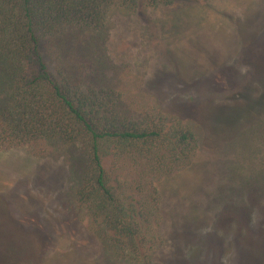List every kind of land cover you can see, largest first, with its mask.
Listing matches in <instances>:
<instances>
[{
    "label": "rangeland",
    "instance_id": "374dc122",
    "mask_svg": "<svg viewBox=\"0 0 264 264\" xmlns=\"http://www.w3.org/2000/svg\"><path fill=\"white\" fill-rule=\"evenodd\" d=\"M106 23L107 67L96 75L91 54L80 59L89 79L197 141L188 167L148 171L153 264H264V0H140ZM88 164L81 145L0 150V264H137L75 204Z\"/></svg>",
    "mask_w": 264,
    "mask_h": 264
},
{
    "label": "trees",
    "instance_id": "16d2710c",
    "mask_svg": "<svg viewBox=\"0 0 264 264\" xmlns=\"http://www.w3.org/2000/svg\"><path fill=\"white\" fill-rule=\"evenodd\" d=\"M138 1L0 0V150L50 154L83 146L89 164L76 206L123 258L153 264L162 241L148 171L188 167L196 137L175 117L127 109L115 86L92 81L80 63L91 54L96 75L107 67L102 44L110 9L133 10Z\"/></svg>",
    "mask_w": 264,
    "mask_h": 264
}]
</instances>
